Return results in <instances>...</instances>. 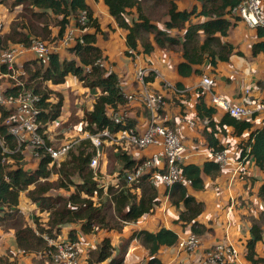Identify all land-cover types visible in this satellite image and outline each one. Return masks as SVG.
Masks as SVG:
<instances>
[{
    "label": "trees",
    "instance_id": "16d2710c",
    "mask_svg": "<svg viewBox=\"0 0 264 264\" xmlns=\"http://www.w3.org/2000/svg\"><path fill=\"white\" fill-rule=\"evenodd\" d=\"M145 1L165 7L166 18L162 26L144 12L142 4ZM196 1L197 4H192L189 8H180L178 3L181 0H103L117 26L126 31L127 48L145 55L151 54L156 48L179 52L181 60L176 64V72L183 79L200 76L203 70L215 75L219 63L227 62L232 54L242 55L225 40L231 28L242 21L241 17L233 13V9L242 0ZM0 4L11 13L18 8H22L21 11L24 12V15L16 12L18 17L15 15L8 23L7 30L0 34V56L2 50L12 44L28 45L32 35L48 37L51 23L56 28L57 38L61 37L70 20H75L81 10H86L89 18L93 19L90 24L93 32L83 34V42L73 43L66 49L65 56L53 53L46 64L28 58L21 63L17 79L1 77L0 79H7L8 82L4 85V94L17 95L25 90L40 94L38 106L42 111L38 120L46 124L57 119L64 106L63 94L49 85H63L67 76L71 75L84 88L98 91L92 109L84 113L85 130L95 133L108 129L115 133L124 127H136L131 118L127 119L125 125L116 124L111 118L112 112L126 107L127 99L118 73L108 72L105 67L95 64L97 60H106V56L96 45L101 29L85 0H0ZM2 28L4 29L3 26ZM255 30L260 40L252 44V56L264 55V26H257ZM125 54L130 56L128 51ZM85 67L90 69L85 71ZM9 72L5 65H0V73ZM153 80L154 75L149 72L145 81L151 83ZM175 86L180 87V82ZM198 92L194 104L195 120L199 119L200 123L204 118L208 120L202 126L201 135L203 147L210 152V156L202 165L193 162L181 164L183 175L191 181L190 186L177 183L165 188L163 192L151 182L154 171L145 172L140 176L139 183L130 187L126 186L122 172L118 171V185H108L104 191L89 167L93 152L86 153L81 149L57 167L51 168V158L42 155L35 169H25L20 161L25 156L28 143L22 140L18 145L17 137L9 133L4 123L6 118L12 116L13 109L0 106V228L5 231L13 230L16 248L22 250L23 254L31 255L32 264H46L44 251L48 245L42 234L55 238L61 233L62 226L67 224H78V229L83 234L99 230L118 231L121 230L122 223L136 222L153 213L160 206L162 197L166 196L170 205L178 209L175 222L187 227V233L197 236L211 233V226L200 221L204 204L192 192L204 188V177L213 179L221 173L214 155L226 147L220 142L218 135L225 133L227 129L231 130L234 137H242L247 132L246 137L237 144L238 159L251 158L264 175V120L256 125L257 113L237 120L212 105L202 88ZM261 99L264 101V97ZM218 111L221 115L217 118ZM3 148L10 152H3ZM110 149L115 162L123 168L136 167L146 159L135 158L119 145H112ZM110 153L108 154L111 155ZM106 156L105 154V170L108 161ZM75 175L79 181L74 180ZM61 190L65 193H59ZM22 192H26L27 198L37 204L38 215L36 213L34 225L27 223L18 209ZM257 196L263 208L251 225V237L246 240L244 256L252 264H264V256H260L256 248L257 243L264 239V179L257 190ZM109 210L112 214L108 213ZM42 212L45 213L44 216L39 215ZM113 217L118 222L113 221ZM78 229L68 231L67 235L71 240L77 238ZM178 238L175 230L162 226L156 230H132L115 253L112 239L106 236L96 244L94 253H87L81 264H124V254L132 240H137L148 251L146 264H165L160 257V250L166 247L174 251ZM0 264H17L15 254L10 250L0 254Z\"/></svg>",
    "mask_w": 264,
    "mask_h": 264
},
{
    "label": "crops",
    "instance_id": "0c3cea01",
    "mask_svg": "<svg viewBox=\"0 0 264 264\" xmlns=\"http://www.w3.org/2000/svg\"><path fill=\"white\" fill-rule=\"evenodd\" d=\"M85 1L92 9L94 17L98 21L101 29L100 33H103L102 38L104 39V45L101 43V47L104 48L103 46H106V48H104L106 51L100 46L99 47L103 50V53L106 56L105 62L108 66L112 67L113 71L118 73L123 92H130L137 89L138 84L134 80L132 70V67L134 66L133 61L131 60V70L128 69V65L125 61L120 60L119 62H115V57L118 58L121 55V52L116 51V48L112 45L113 43L110 44L111 42L109 39H105L104 29L106 26L112 29L116 28L117 30H120L121 28L117 26L114 19L109 15L108 9L103 0ZM189 2L191 5L197 4L196 0H189ZM178 5L180 8L188 7L184 2H179ZM0 9H5L6 12V8L2 4H0ZM12 19L13 18L9 17V22ZM5 22H7V24L9 23L8 20ZM73 24L74 20L71 19L68 26H72ZM7 28V26H4L3 30L5 31ZM89 32H93V29L90 28ZM124 32L126 34L125 30ZM125 34H123L124 42ZM97 36H99V34ZM225 40L231 43L235 50L240 51L242 55L232 54L227 62L219 63L215 69V75L203 70V74L212 78L214 82V92L225 95L233 99V101L238 102L242 90L248 87L252 90L254 97L259 99L263 98L264 55L258 54L252 56L251 51L252 44L260 40L256 35V30L248 27L243 21H240L231 28ZM61 54V56H63L66 54V51ZM140 55L142 64L156 69L159 73V78H154L153 82H151V86L157 91H164L166 101L164 114H166L168 120L166 124L170 127H181L186 151L191 155L189 162L202 165L204 160L210 156V152L203 147L204 140L201 135V129L204 124L203 122L200 123L199 119L196 120L197 126L195 128L185 127L183 123L185 118L188 117L196 119L194 104L199 93L198 90L199 88H202L200 84L201 75H194L188 79H183L177 74L176 64L181 60L179 52L156 48L149 55ZM114 64L116 67L113 66ZM163 80L169 81L173 86L180 82L181 86H175V89H164L162 87ZM49 87L53 90L60 91L63 94L64 103H76V106H85V112H89L92 109L94 99L98 94L97 90L84 88L81 83L71 75L67 76L66 82L63 85H49ZM124 108L129 112V117L135 121L137 129H142L150 118L149 113H146L144 109L137 104L127 102V105ZM79 111L82 113L80 109ZM61 113L64 114L63 117L67 120L69 111L66 107L63 106ZM220 115L221 112L218 111L216 117L218 118ZM263 120L264 116L258 114L255 119V124L260 125ZM47 134L50 135L51 139L53 138V134L49 127L47 128ZM67 135L68 134H65V136ZM246 135L247 132H245L242 137H234L230 129H227L225 133H220L218 135L220 142L226 147L224 151H227L233 159L237 160L239 165L232 164L221 169V173L216 178L211 179L207 176L204 177V188L192 192L196 199L202 201L204 204V212L200 217V221L205 225L211 226L212 232L198 236L200 239V245L195 253L189 257L183 255L176 256L172 248H162L160 250V257L165 264H201V259L204 253L216 243L224 242L231 244V235L230 233L228 234L225 232L223 228V223L225 221L227 222V225L234 223L236 228H243L241 229L243 230L242 234L238 236V240L241 241L245 250L246 240L251 237V225L254 220H257L258 215L263 208L262 202L257 196V190L264 179L263 173L255 166L251 158L247 160L238 159L239 149L237 148V144L241 139L245 138ZM80 138H82V135ZM129 148L134 147H128L126 150L135 158H147L153 151L157 150L155 147L151 149L134 148L138 150H132ZM27 150L28 149H26V151ZM120 167L121 165L116 163L114 171H117ZM26 168L28 169V167H25V169ZM35 168H31L30 170ZM157 188L161 192L165 189L161 185H158ZM21 197L24 198L23 200H28L26 192L22 193ZM33 205L34 203L30 204V207L33 208ZM177 214L178 209L170 205L168 197L163 196L160 206L153 213L143 216L136 222H125L121 231L115 232V237L109 236L108 233L103 237L108 236L112 239L113 245L116 248L115 253H117L123 243L122 240H125L132 230H156L162 226L175 230L178 235L187 233V227H184L180 222H175ZM70 227L71 225L63 226L62 229L69 228L68 230H70ZM73 228L78 229L79 227ZM101 232L109 231L101 230L95 236V233L83 234L79 229L77 230V236L80 239V242H82L80 250L83 255L90 248L95 250L96 244L103 238H99ZM236 237L237 236L233 235L234 239H236ZM132 247L136 248V254L129 259L128 256ZM256 248L259 255L264 256V239L257 243ZM7 250H10L15 254L17 264L19 259L25 264H32L31 255L18 252L14 243L13 230L5 231L0 228V254H4ZM147 260L148 251L137 240H132L126 248L123 263L146 264ZM245 263L250 264L247 260H245Z\"/></svg>",
    "mask_w": 264,
    "mask_h": 264
},
{
    "label": "built area",
    "instance_id": "2783aa9c",
    "mask_svg": "<svg viewBox=\"0 0 264 264\" xmlns=\"http://www.w3.org/2000/svg\"><path fill=\"white\" fill-rule=\"evenodd\" d=\"M233 13L241 17L242 21L250 28L255 29L257 26H264V0H242L233 9ZM92 20L86 10H81L78 12L74 24L72 26L67 25L62 36L58 37L54 43H48L40 38L32 37L28 45L23 43L12 44L2 50L0 65H5L7 69H12L13 64L21 62L19 58L23 56L25 59L33 58L46 64L50 60L51 54L59 53L62 55L61 53H65L66 49L71 47L76 41L82 43V36L89 32ZM126 51L130 53L131 60L134 63L133 74L138 87L133 91L124 92V95L128 103L137 104L147 110L150 118L142 129L124 127L115 133L108 129L96 131L95 133L87 130L82 133L80 141L86 140L91 143L90 152L92 151L93 155L91 156L89 167L92 169L93 177L97 181L104 179L103 176L106 174L104 149L107 146L119 145L123 149L128 147L151 149L155 147L157 150L153 151L136 167H120L112 175H106V178L111 180L110 184L107 182L105 185L99 183V186L104 191L108 185L117 186L119 181V177H117L118 171L122 172L126 186L129 187L132 185L136 186L140 181V176L149 171H154L151 176V182L155 186L161 185L164 188H170L177 183L190 186L191 181L183 175L180 167L181 164L189 162L191 157L186 151L181 127H170L166 124L168 120L166 114H164L166 103L164 91H157L151 86V83L145 81V77L149 72L153 73L154 78H159V73L156 69L142 64L141 55L134 49L127 48ZM95 64L105 67L108 72L113 71L105 60H97ZM89 69V67H85V71ZM200 84L212 105L222 112H227L237 120L251 117L256 113L264 115V101L261 98L254 97L252 90L248 87L242 90L239 96L240 99L236 102L225 95L214 92V82L210 76L201 75ZM162 87L164 89H175V86L166 80H163ZM4 88V86L0 87V106L16 110L17 112L16 116L12 115L6 118L4 123L7 125L9 133L17 137L18 145L20 146L22 140L27 141L32 155L39 160L42 155H48L51 158L49 164L51 168L69 160L71 153L74 151L73 148L76 141L65 140L59 145L52 143L54 139H51L50 135L47 134V125L45 126L42 121L38 120L42 111L38 106L41 100L40 94L25 90L17 95H6L3 93ZM111 118L114 123L125 125L130 117L129 112L125 108H121L112 112ZM202 122L206 124L208 122L207 118H204ZM183 123L188 128L197 126L196 120L189 117L185 118ZM0 144L2 145L1 142ZM3 152H10V150L3 148ZM214 158L221 169L232 164L239 165V162L224 150L215 153ZM21 194L18 209L20 213L26 214H24L25 217H27V214L32 216L33 210L30 207L32 202L28 198L29 201L23 200L24 198L21 197ZM39 215L42 216L45 213L42 212ZM27 220L30 222L29 219ZM30 224L34 225L33 220H31ZM36 233L38 234L37 231ZM42 237L47 241L48 245L44 251L47 259L45 261L46 264H81L83 254L80 250L81 242L78 236L74 240H71L67 234L61 236V233L55 238H49L46 234H42ZM199 245L200 239L196 234L184 233L179 235L174 253L176 256L189 257L195 253ZM92 251L94 250L90 248L86 251V255ZM18 252L23 253L22 250H18ZM226 263L246 264L240 257L238 250L233 245L224 242L216 243L204 253L201 259V264Z\"/></svg>",
    "mask_w": 264,
    "mask_h": 264
},
{
    "label": "rangeland",
    "instance_id": "374dc122",
    "mask_svg": "<svg viewBox=\"0 0 264 264\" xmlns=\"http://www.w3.org/2000/svg\"><path fill=\"white\" fill-rule=\"evenodd\" d=\"M182 2H184L185 5L188 6V7L191 6L189 0H181L180 3H182ZM142 6H143V9H144V12L153 21L157 22L159 26H162L163 21L166 18L165 17V10H166L165 7L163 5H160V4H155L152 1H145V2H143ZM21 10H22V8H18V10H16V11L11 13L10 10H8V9H6V12H5V9L4 10L0 9V24H1L0 25V34L1 35L4 33V30H3L2 26L4 27V26L8 25L7 22H5V21L8 20V22H9V17L14 18L15 15L17 16L18 13H19V15H24V12L21 11ZM16 12H17V14H16ZM51 25H52L51 26V32H50L48 37L43 38L41 36L32 35L31 38L32 37H37V38H40V39H42L44 41H47L48 43H54V41L57 39L56 28L53 26V23H51ZM120 30H117L116 28L112 29V28L106 26V28L104 29L105 39H109V41L111 42V43L110 42L109 43L110 44L113 43L112 45L114 46V48H116V51H120L121 52L120 53L121 55L118 58L115 57V59H114L115 62H119L120 60L125 61L127 63V65H128V69L131 70V67H132L131 57L125 54V51L127 50L126 44L124 42V35H123V34H125V32H124L123 29H120ZM102 35H103V33H99V36H97V45L100 46V47H101V43H103V41H104V39L102 38ZM103 45H104V43H103ZM103 47L106 48V46H103ZM104 48H102V49L104 51H106ZM63 56H65V54ZM23 57L19 58V61H21V62H15L13 64V66H12V69H8L10 71L9 73H7V74H2L1 73L0 78L4 76V77H10L12 79H17L16 74L20 73L21 63L24 60H26ZM113 66L116 67L115 64ZM132 70H133V67H132ZM7 84H8L7 79H4V78L0 79V87L4 86V85H7ZM52 98H53V100L55 99L53 94H52ZM76 105H77L76 103L75 104L73 103L72 107H71V103H64V107H66L67 110L69 111V114L67 115V120L64 119V117H63L64 114L61 113V115L57 119H55L54 121H49V122H47L45 124V126L48 125L47 128L49 127L51 133L53 134V139H54L53 142H52L53 144L55 143L56 145H59L61 142L65 141V140L76 141V144L74 145L75 147L73 148L74 151L71 153V155L78 153L80 149L81 150L83 149L86 153L90 152V149H91V143L90 142H88L86 140L80 141V139H81L80 137H81L82 133L84 131H87V129L85 130V125H84L85 124V120L83 119L84 113H86L85 112L86 107L85 106L84 107L76 106ZM79 109L82 111V113L79 111ZM12 113H13L12 114L13 116L17 115L16 110H12ZM65 134H68V135L65 136ZM26 148L28 150L27 151L25 150L26 153H25V156H24L23 160L20 161V165L22 167H24V168L28 167V169L35 168L36 165L38 164V160L39 159L35 158L32 155L30 147L28 145H26ZM110 148H112V146H107L104 149L105 154L107 155L106 157H107L108 161H107L106 174L103 176L104 179H101V180L98 181L102 185H105L106 182L110 184L111 180H108L106 178V175L107 176H108V174L112 175V173L114 172L113 170L115 169V166H116V163H117V162H115V156H113V151ZM129 149L138 150V149H134V148H129ZM108 153H110L111 155H109ZM74 180L75 181H79V178L77 177V175L74 176ZM62 191H64V190L59 191V193H65V192H62ZM103 196H105V194ZM103 201H104V199H102V202ZM32 210H33L32 211V216L29 215V214H27V217H29V218L24 216L25 217L24 219L26 221H28L27 219L30 220V222H27V223H31V220H34V218L36 217L37 204L33 205ZM108 213H111V210H109ZM22 214H23V212H22ZM113 221L118 222V219L113 217ZM68 225H70V224H67L66 226H68ZM123 225H125V224L124 223L121 224L122 228L124 227ZM234 225H235L234 223L231 224V225L230 224L227 225V222L225 221L223 223V228H224L225 232H227L228 234L230 233V235H231V245H233L238 250L240 257L245 262L246 259H245V256H244V248H243V246L241 244V241L238 240V236H240L242 234L243 230H241V229H243V228L238 229ZM73 227H79V226H78V224H71L70 228L72 229ZM68 229L69 228H67V229L63 228L62 231H61V236H64L65 234H67ZM100 231L101 230L96 231L95 232V236ZM120 231L121 230H118V232H120ZM115 232H116V230H112V231H109V232H101V234L99 235V238L105 236L107 233H108L109 236L115 237L116 236ZM233 235L237 236L236 239L233 238ZM122 241H124V240H122ZM81 244H82V242H81ZM95 251L96 250H94L92 252H89V253H94ZM84 255L86 257V252H85ZM84 255L82 256L83 258H84ZM133 256H134V254H132L131 250H130L128 258L131 259V257H133ZM18 264H25V263L22 262V260L19 259ZM250 264H252V263H250Z\"/></svg>",
    "mask_w": 264,
    "mask_h": 264
},
{
    "label": "bare ground",
    "instance_id": "6f19581e",
    "mask_svg": "<svg viewBox=\"0 0 264 264\" xmlns=\"http://www.w3.org/2000/svg\"><path fill=\"white\" fill-rule=\"evenodd\" d=\"M131 253H132V254H136V248H135V247H132V248H131ZM130 255H131V254H130Z\"/></svg>",
    "mask_w": 264,
    "mask_h": 264
}]
</instances>
